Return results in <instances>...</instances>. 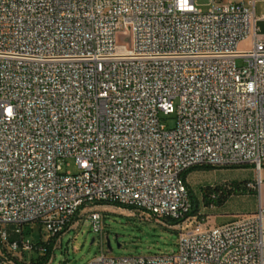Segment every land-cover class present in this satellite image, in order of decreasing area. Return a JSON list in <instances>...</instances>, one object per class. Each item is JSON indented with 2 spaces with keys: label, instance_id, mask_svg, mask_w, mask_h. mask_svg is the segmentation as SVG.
<instances>
[{
  "label": "built area",
  "instance_id": "built-area-1",
  "mask_svg": "<svg viewBox=\"0 0 264 264\" xmlns=\"http://www.w3.org/2000/svg\"><path fill=\"white\" fill-rule=\"evenodd\" d=\"M208 4L0 0V264L33 250L25 225L54 239L89 209L101 233V203L175 227L177 250L87 264H264L262 203L221 224L187 216L188 170L250 165L254 187L264 168L254 0ZM68 159L77 173L63 171Z\"/></svg>",
  "mask_w": 264,
  "mask_h": 264
},
{
  "label": "rangeland",
  "instance_id": "rangeland-1",
  "mask_svg": "<svg viewBox=\"0 0 264 264\" xmlns=\"http://www.w3.org/2000/svg\"><path fill=\"white\" fill-rule=\"evenodd\" d=\"M226 1L228 0H224ZM195 2L202 10L209 9V0H195ZM248 42H242L239 47H247ZM237 64L242 66L244 62L237 60ZM160 118L162 124L169 128L173 127L176 122L175 114H161ZM78 170L79 168L71 159L63 165L64 172L77 173ZM251 179L257 181V175L254 170H251L250 165L198 167L187 172L185 176L187 186L198 203L195 217L202 224H221L239 214L255 212L253 191L256 185L253 187L247 184L255 183ZM235 181L239 183L242 190H232V195L223 205H207L203 200L204 191L208 186H220L228 191L230 188H236ZM94 209L100 211L104 217L102 232L96 233L92 230L86 218L89 209L79 212L73 226L52 240L51 258L47 264H87L105 251L114 256H122L172 253L177 250L178 232L175 227L164 225L140 211L114 205L98 204ZM194 220L186 224H191ZM186 224H183V227ZM13 228L12 226L8 228L10 235ZM23 233L26 238L34 242L47 240L46 230L39 223L23 226ZM14 237L20 238L21 235L17 234ZM39 248L25 253L24 260L29 261L31 257L44 254Z\"/></svg>",
  "mask_w": 264,
  "mask_h": 264
},
{
  "label": "trees",
  "instance_id": "trees-1",
  "mask_svg": "<svg viewBox=\"0 0 264 264\" xmlns=\"http://www.w3.org/2000/svg\"><path fill=\"white\" fill-rule=\"evenodd\" d=\"M202 167H209V166H202ZM198 168V167H196ZM195 169V168H193ZM192 170V169H190ZM190 170H188L187 172H189ZM187 172L184 173L183 177L185 178ZM234 184L236 185V188H230L228 189H224L223 187L220 186H214V185H210L206 188V190L204 191V195H203V200L205 201V203L207 205H223L227 199L232 195V190L234 189H241L242 187L239 185V183L237 181L234 182ZM248 184V183H247ZM189 188V187H188ZM190 192V197H191V210L188 213L187 216H195L197 213V207H198V203L196 201V199L193 197L191 190L189 189ZM255 193V191H253ZM101 204H106V203H101ZM107 205H114L117 207H122V208H126L129 210H133V208L131 207H126V206H122V205H117V204H107ZM172 225L175 223H171ZM53 239H48L47 241H42L39 240L38 242H34L33 246V250H36L37 248H41L43 247V252L44 254L39 255L37 257H31L29 259V261H25L24 259L22 261H16L17 264H47L51 258L50 255V251H51V242ZM45 246V248H44ZM39 248V249H40ZM39 251V250H38Z\"/></svg>",
  "mask_w": 264,
  "mask_h": 264
},
{
  "label": "crops",
  "instance_id": "crops-1",
  "mask_svg": "<svg viewBox=\"0 0 264 264\" xmlns=\"http://www.w3.org/2000/svg\"><path fill=\"white\" fill-rule=\"evenodd\" d=\"M228 1H251V0H228ZM254 13L257 17V24L261 33L264 34V0H254ZM251 170H254L251 166ZM261 182L255 187V207L254 211L257 210L260 203L264 205V168L261 170ZM252 182H255L254 179H251ZM252 210V211H253Z\"/></svg>",
  "mask_w": 264,
  "mask_h": 264
},
{
  "label": "water",
  "instance_id": "water-1",
  "mask_svg": "<svg viewBox=\"0 0 264 264\" xmlns=\"http://www.w3.org/2000/svg\"><path fill=\"white\" fill-rule=\"evenodd\" d=\"M108 246L110 247V244L108 243Z\"/></svg>",
  "mask_w": 264,
  "mask_h": 264
},
{
  "label": "bare ground",
  "instance_id": "bare-ground-1",
  "mask_svg": "<svg viewBox=\"0 0 264 264\" xmlns=\"http://www.w3.org/2000/svg\"><path fill=\"white\" fill-rule=\"evenodd\" d=\"M188 225H190V224H188ZM185 226H187V225H185Z\"/></svg>",
  "mask_w": 264,
  "mask_h": 264
}]
</instances>
